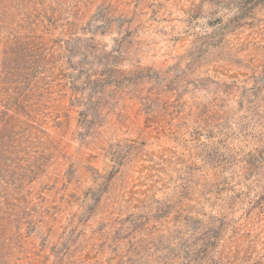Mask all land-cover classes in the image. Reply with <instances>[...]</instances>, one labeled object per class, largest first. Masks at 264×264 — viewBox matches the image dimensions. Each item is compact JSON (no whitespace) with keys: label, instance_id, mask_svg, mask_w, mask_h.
Instances as JSON below:
<instances>
[{"label":"rangeland","instance_id":"374dc122","mask_svg":"<svg viewBox=\"0 0 264 264\" xmlns=\"http://www.w3.org/2000/svg\"><path fill=\"white\" fill-rule=\"evenodd\" d=\"M12 6L0 264H264V0Z\"/></svg>","mask_w":264,"mask_h":264},{"label":"trees","instance_id":"16d2710c","mask_svg":"<svg viewBox=\"0 0 264 264\" xmlns=\"http://www.w3.org/2000/svg\"><path fill=\"white\" fill-rule=\"evenodd\" d=\"M13 1H18V0H0V23L5 22V19L10 16L11 10L14 8L12 6ZM1 7H3V12H2ZM0 126H1V129H0V141H1L0 159H1L3 155L5 156L9 155V157L14 155V151L16 149L15 148L16 141H14L13 136L6 134L8 130H11V122H0ZM10 132L11 134L17 136V134L14 133V131L11 130ZM8 160H10V158L5 159L4 163H6V161ZM0 172L5 173L6 171L1 168Z\"/></svg>","mask_w":264,"mask_h":264}]
</instances>
